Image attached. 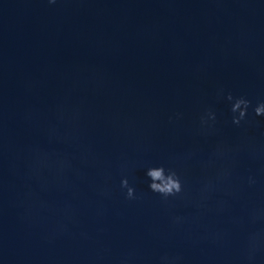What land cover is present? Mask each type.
<instances>
[{
    "label": "water",
    "instance_id": "1",
    "mask_svg": "<svg viewBox=\"0 0 264 264\" xmlns=\"http://www.w3.org/2000/svg\"><path fill=\"white\" fill-rule=\"evenodd\" d=\"M220 88L264 101V0H0V264H156L165 253L242 264L241 221L264 206V170L257 190L236 179L226 211L180 228L170 213L194 209H166L145 175L189 148L206 154L215 138L193 130L207 107L224 138L241 135ZM123 160L139 202L120 192ZM249 167L241 158L237 177ZM215 232L222 245L200 239Z\"/></svg>",
    "mask_w": 264,
    "mask_h": 264
},
{
    "label": "clouds",
    "instance_id": "2",
    "mask_svg": "<svg viewBox=\"0 0 264 264\" xmlns=\"http://www.w3.org/2000/svg\"><path fill=\"white\" fill-rule=\"evenodd\" d=\"M49 4L56 0H47ZM217 98H223L229 103L230 123L241 130V135L235 140L223 137L219 127L216 111L205 108L198 117V123L193 130L194 134L209 140L215 138L206 154H202L199 147H192L186 151L169 156L166 163L153 166L145 164V175L148 178V189L166 209H172L177 204L194 209L191 217L170 213L171 225L180 228L189 221L195 222L204 211L222 213L228 209L229 199L237 198L239 189L234 187V180L238 179L240 185L257 190L259 185L258 172L264 169H255L252 165L264 166V129H259V121L255 117H264V101L255 106L244 96H233L231 92L225 93L223 88L217 90ZM251 108V118L249 115ZM76 113L73 114L75 117ZM182 118L179 112L169 116V123H175ZM241 158L246 159L250 167L246 174L237 177L236 169ZM42 161H37V164ZM60 168L67 166V161H60ZM121 179L119 189L126 202H139L144 199V193L138 191L130 183L126 174L129 163L123 160L120 165ZM195 171L194 185L189 180V172ZM101 195L108 196V189H103ZM219 194H222L221 198ZM249 226L246 235V245L242 264H260L264 258V206H253L247 212L246 220L241 221ZM200 239L208 240L213 244L222 245L224 233H206ZM132 254L122 259L121 264H129ZM183 257L165 253L158 257L156 264H182Z\"/></svg>",
    "mask_w": 264,
    "mask_h": 264
}]
</instances>
